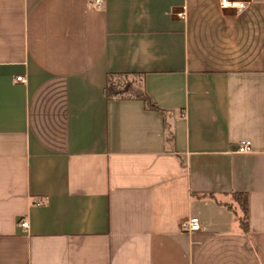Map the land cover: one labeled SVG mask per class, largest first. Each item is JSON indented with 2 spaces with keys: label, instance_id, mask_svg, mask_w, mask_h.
I'll list each match as a JSON object with an SVG mask.
<instances>
[{
  "label": "crops",
  "instance_id": "obj_1",
  "mask_svg": "<svg viewBox=\"0 0 264 264\" xmlns=\"http://www.w3.org/2000/svg\"><path fill=\"white\" fill-rule=\"evenodd\" d=\"M94 2L0 0V264H264V0Z\"/></svg>",
  "mask_w": 264,
  "mask_h": 264
},
{
  "label": "trees",
  "instance_id": "obj_2",
  "mask_svg": "<svg viewBox=\"0 0 264 264\" xmlns=\"http://www.w3.org/2000/svg\"><path fill=\"white\" fill-rule=\"evenodd\" d=\"M133 76L131 74H108L107 79H106V87L104 89L105 96L108 100L113 99V98H119V99H128L131 97H135L138 100H141L145 107L149 110L156 111L159 114L163 115L161 110L144 94H139L135 95L136 91L133 87L127 88L124 92H119L114 86L112 80L114 78L118 77H130ZM234 198L238 201L240 208L242 209V212L244 214V220L246 219V211H247V205H246V196L245 195H234ZM244 226V230H246V226L242 222Z\"/></svg>",
  "mask_w": 264,
  "mask_h": 264
},
{
  "label": "built area",
  "instance_id": "obj_3",
  "mask_svg": "<svg viewBox=\"0 0 264 264\" xmlns=\"http://www.w3.org/2000/svg\"><path fill=\"white\" fill-rule=\"evenodd\" d=\"M94 4L96 6H100V0H95ZM18 81H21V78H17ZM252 148L249 142H239L237 145V153L246 154L251 152ZM36 205H43L42 201H39L36 203ZM20 227L22 229L28 228V223L26 221H23L20 223ZM182 228L184 230H187L188 232H198L200 230V223L198 218H190L187 221H184L182 223Z\"/></svg>",
  "mask_w": 264,
  "mask_h": 264
},
{
  "label": "rangeland",
  "instance_id": "obj_4",
  "mask_svg": "<svg viewBox=\"0 0 264 264\" xmlns=\"http://www.w3.org/2000/svg\"><path fill=\"white\" fill-rule=\"evenodd\" d=\"M112 82L119 92H124L125 90H127V88L130 87L140 89L142 79L140 76L118 77L114 78Z\"/></svg>",
  "mask_w": 264,
  "mask_h": 264
}]
</instances>
